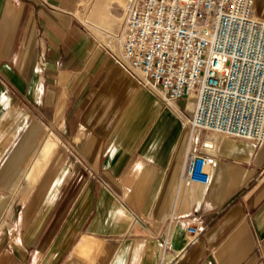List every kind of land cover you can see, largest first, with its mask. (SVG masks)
Instances as JSON below:
<instances>
[{"label":"crops","instance_id":"1","mask_svg":"<svg viewBox=\"0 0 264 264\" xmlns=\"http://www.w3.org/2000/svg\"><path fill=\"white\" fill-rule=\"evenodd\" d=\"M46 2L0 0V264H264V141L213 134L208 183H179L206 133L98 45L124 0Z\"/></svg>","mask_w":264,"mask_h":264},{"label":"built area","instance_id":"2","mask_svg":"<svg viewBox=\"0 0 264 264\" xmlns=\"http://www.w3.org/2000/svg\"><path fill=\"white\" fill-rule=\"evenodd\" d=\"M97 43L191 133H206L197 152L187 151L179 183H208L216 163L213 134L264 141V14L255 0H124L118 27ZM45 59L40 45L39 74ZM180 100L193 102L191 117L180 115ZM119 200L134 223L135 212ZM204 231L202 220L188 225L186 245Z\"/></svg>","mask_w":264,"mask_h":264},{"label":"rangeland","instance_id":"3","mask_svg":"<svg viewBox=\"0 0 264 264\" xmlns=\"http://www.w3.org/2000/svg\"><path fill=\"white\" fill-rule=\"evenodd\" d=\"M29 163H30V162H29ZM34 171H35V169H34V170H32V171H31V173L33 174V173H34ZM12 186H13V187H12V192H14V191L16 190V188H17V187H16L17 185H12ZM23 186H25V184H24V183H23Z\"/></svg>","mask_w":264,"mask_h":264}]
</instances>
